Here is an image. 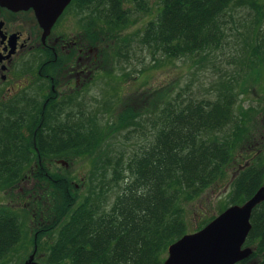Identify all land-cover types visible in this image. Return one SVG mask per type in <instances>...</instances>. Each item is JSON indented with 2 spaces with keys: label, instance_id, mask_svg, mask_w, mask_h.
Listing matches in <instances>:
<instances>
[{
  "label": "trees",
  "instance_id": "1",
  "mask_svg": "<svg viewBox=\"0 0 264 264\" xmlns=\"http://www.w3.org/2000/svg\"><path fill=\"white\" fill-rule=\"evenodd\" d=\"M75 5L91 12V43L114 41L116 58H128L139 48L150 51L154 61L160 60L158 54L200 55L202 61L223 46L227 17L245 0H75ZM257 8L258 19L246 28L243 53L249 60H238L252 77L264 69V9ZM152 12L143 27L125 32L141 13ZM235 77L223 82L215 99H187L183 93L168 99L165 92L147 114L128 106L114 120H104L108 113L99 101L88 111L77 98L57 103L52 98L47 104L34 94L13 98L8 111L0 110V190L16 195L13 189L26 178L49 180L37 172L49 169L54 159L90 156L92 170L84 181L85 195L73 200L67 192L64 204L47 215L50 227L27 225L17 208L0 204V264L25 257L27 244L47 250L43 264H163L168 246L189 233L184 203L218 179L244 136L246 143L251 141L250 112L234 111ZM122 132L126 139H142L128 157L112 153L108 142ZM252 169L237 176L233 204L245 202L261 186L264 169ZM56 181L68 185L66 177ZM35 202L24 212L46 223ZM251 222L247 242L258 238L257 255L264 250V202L254 209Z\"/></svg>",
  "mask_w": 264,
  "mask_h": 264
},
{
  "label": "rangeland",
  "instance_id": "2",
  "mask_svg": "<svg viewBox=\"0 0 264 264\" xmlns=\"http://www.w3.org/2000/svg\"><path fill=\"white\" fill-rule=\"evenodd\" d=\"M151 1L153 2V0ZM254 1L256 2L255 5L251 3L252 0H245V6L234 11L232 17L228 15L225 27L226 41L222 47L213 50L206 60L201 61L200 55L170 58L158 54L157 57L160 60L154 61L153 54L150 51L147 49L140 51L139 48L135 54L131 52L128 58L122 56L116 58L113 54L114 41L109 43L104 40L103 43L98 41L93 44V46L97 45L105 69L103 72H99V75H93L91 89H88L87 96L79 97V101H83L88 111L93 108L92 105L96 106L99 101L100 106L108 113L102 115L104 120L106 118L116 119L118 113L128 106L138 107L139 110H143L142 113L150 112L149 108L154 109L151 102L159 99V103L162 100L160 99L161 94L165 92L168 99L174 98L179 93H183L187 99L192 95L198 96L200 99H215L220 93L219 90H222L223 82L230 80L231 75L236 76L233 80L236 92L234 111L238 115L243 112H250L252 122H247V124L252 128V132H250L252 142L248 140L246 143L247 136H244L243 141L237 143L232 160L224 168L218 179L201 192L199 196L184 203L185 220L189 232L201 229L233 204V196L236 194H234L235 180L239 174L251 166H254V169H252L254 173L261 171L262 168L264 169V149L255 156V150L252 153H248L247 150L254 140L264 139V69L261 70L259 76L254 75L252 77V72H247L244 67L241 68L240 64L241 61H247L249 58L248 56L245 58L246 55L243 53L245 41L249 39V31L246 28L258 19L256 17L258 15L257 6L262 10L264 9V0ZM69 12L75 13L76 11L71 9ZM75 14L73 16L69 14L63 21V26H66L67 30L71 29V34L79 30L80 26V20ZM154 14L155 12H152L150 16L141 13L137 18V22L125 32L134 33L143 27L151 17H154ZM106 54H108L107 57ZM245 76L246 81H244ZM35 80L30 79V81H33L31 84L33 88L36 86ZM244 85L245 89H243ZM151 115L150 117H156L157 114L151 113ZM124 134L125 132L113 135L108 139V142L111 143L112 153L122 151L128 157L136 151L142 139L134 136L131 139H126ZM35 158L38 159L37 156ZM57 161L54 159L50 163L49 169L45 166V169L37 172L49 176L52 183L48 179H41V182H39L30 177L26 178L13 189L16 195H10L9 191L0 190V204L9 203L17 208L21 215L26 217L27 225H34L39 228L43 226L50 227L53 223L50 224V221L46 219L47 215L50 216V212H54L55 206L64 204L67 192L69 198L71 197L73 200L81 199L86 192L84 181L88 182L92 170L90 156L72 158L71 161H67V166L58 164ZM261 175L264 179L263 172ZM60 177H66L68 185H63L62 181L59 185L56 179H60ZM64 187H67V191L64 189L63 192L61 189ZM38 194H40V197L38 196L39 199H36L35 195ZM114 194L113 192L110 194L111 199ZM37 200L39 202L38 211L46 223H41V219L35 222L36 218H29L28 214L25 213L27 209H32V205L37 204L35 202ZM26 207L28 208L26 209ZM36 208H38L37 205ZM47 235H44V239ZM248 241L245 245L252 247L256 252L259 248L258 238ZM27 245L28 252L27 254L23 253V256H26H22L21 259H14L11 264H23L28 255L34 250L35 245L37 246L36 259L40 262L45 261L47 250L42 244L40 246L37 244ZM167 255L168 252L166 257ZM263 255L264 250L262 249V252L258 251L257 255L250 257L245 264H261Z\"/></svg>",
  "mask_w": 264,
  "mask_h": 264
},
{
  "label": "flooded vegetation",
  "instance_id": "3",
  "mask_svg": "<svg viewBox=\"0 0 264 264\" xmlns=\"http://www.w3.org/2000/svg\"><path fill=\"white\" fill-rule=\"evenodd\" d=\"M71 9L80 20L79 30L72 34L63 26L66 17L75 14L69 12ZM44 31L33 8L12 10L0 5V110L8 111L13 98L31 94L46 104L52 98L56 103L64 98L79 101L91 89L93 75L104 71L97 45L91 43V12L77 7L75 0L59 15L46 37ZM30 79H36L34 88ZM263 149V138L247 148L248 153L255 150L254 156Z\"/></svg>",
  "mask_w": 264,
  "mask_h": 264
},
{
  "label": "water",
  "instance_id": "4",
  "mask_svg": "<svg viewBox=\"0 0 264 264\" xmlns=\"http://www.w3.org/2000/svg\"><path fill=\"white\" fill-rule=\"evenodd\" d=\"M71 0H0V5L12 10L33 8L44 27V37ZM58 164L68 165L64 159ZM264 202V185L242 204H232L209 223L189 232L168 246L163 264H238L253 255L245 245L252 230L254 209ZM37 246L23 264H43L36 259Z\"/></svg>",
  "mask_w": 264,
  "mask_h": 264
}]
</instances>
